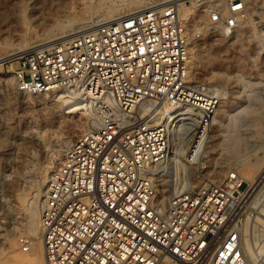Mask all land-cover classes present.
<instances>
[{
	"label": "built area",
	"instance_id": "built-area-1",
	"mask_svg": "<svg viewBox=\"0 0 264 264\" xmlns=\"http://www.w3.org/2000/svg\"><path fill=\"white\" fill-rule=\"evenodd\" d=\"M247 10V0H216L205 26L231 34ZM84 30L7 60L20 93L62 89L75 99L85 90L114 104L93 102L95 125L65 148L47 179L39 210L47 264H253L241 244L253 189L247 192L236 171L173 193L166 205L156 193L174 136L189 123L194 148L221 101L214 88L192 80L176 5H152ZM144 101L170 104L171 126L154 113L136 118ZM18 244L27 252L32 239L19 237Z\"/></svg>",
	"mask_w": 264,
	"mask_h": 264
},
{
	"label": "rangeland",
	"instance_id": "rangeland-1",
	"mask_svg": "<svg viewBox=\"0 0 264 264\" xmlns=\"http://www.w3.org/2000/svg\"><path fill=\"white\" fill-rule=\"evenodd\" d=\"M121 1L0 0V56L10 57L18 46L36 45L72 30L84 32L91 21L109 19L107 12H117L118 5L124 6ZM144 1L155 3L161 0ZM215 1L205 0L203 5H194L192 1L184 3L187 13L184 19L180 17L188 33L192 80L205 87L216 86L215 91L221 100L217 116L203 136L194 161H187L190 150L194 149L191 128L187 133L184 131V135L173 138L172 158L187 164L184 177L193 183L186 190H195L213 179L219 181L228 174L227 171H236L242 177L241 164L245 162L257 161L259 170L264 166V0H247V17L231 34L205 26L207 11ZM64 41L59 39L54 43ZM10 58L3 61L0 69L2 262L7 260L10 246L20 248L19 237H29L33 242L29 226L35 222L34 217L39 212L40 200L36 190L41 176L44 171L50 175L58 166L66 143L73 142L85 128H90L89 121L95 116L89 107L97 102L90 97L91 102L80 113H67L55 91L40 94L16 91L11 65L7 62ZM220 74L224 81L220 80ZM159 108L157 105L156 109ZM155 117L158 118V114ZM216 168H221L217 179L211 177ZM259 170L250 179L256 186H260L264 179V170L262 173ZM155 184L158 199L165 198V183L156 181ZM248 188L247 192H250L251 187ZM258 188L253 189L249 196L252 212H246L243 221L246 223L245 237L255 249L264 244V222L259 224L254 220L263 213L264 193L258 199L255 197L257 205L252 203ZM25 253H33V247ZM263 257L264 253H261L253 264H264Z\"/></svg>",
	"mask_w": 264,
	"mask_h": 264
},
{
	"label": "bare ground",
	"instance_id": "bare-ground-1",
	"mask_svg": "<svg viewBox=\"0 0 264 264\" xmlns=\"http://www.w3.org/2000/svg\"><path fill=\"white\" fill-rule=\"evenodd\" d=\"M189 1H192V3L194 5H203V3H205L204 2L205 0H161V1H156L155 3L146 2L144 0H128V1L127 0H123V1H121V4H124L125 7L124 6L123 7H119V5H118L117 6L118 8L115 9V11H117V12L112 13L111 11H108L107 14L109 16V19L99 20V21L98 20H93V21H91V23L88 22L89 25H87V26L88 27H91V26H93L96 23L108 22V21H111V20H113L115 18H119V17L125 15L128 12L139 11V10L148 8V7L152 6V5H156V4L165 5L166 3H173V4H175L179 16L182 19H184L185 18V14L187 13V8H185L183 6V4L184 3H188ZM88 27H86V28H88ZM67 31H68V29H67ZM79 31L81 32V30H75V31L72 30V31H69L65 35H62V36H59V37H56V38H53V39H50V40H47V41H43L41 43H38V44L32 45V46H29V45H27V46L21 45L22 47L21 46H18L16 48V50L11 55L12 56L18 55L23 50H26L28 48H38V47H41V46H48V45L53 44L56 40H59V39H61V40L62 39L63 40L70 39L74 35L80 33ZM84 31H86V30H84ZM65 32H66V30H65ZM12 56H10V57H12ZM10 57H7V56L6 57H1L0 56V69H1V65L3 64V61L5 59H7V58H10ZM219 78H220V80L221 79L223 81L225 80L224 77H223V75H221V74H220ZM215 87H213L214 90H215ZM51 91H55V96L58 97V99H60L63 102V104H64V107L63 108L65 109V111L67 113H80L83 109L87 108L88 103L91 102L90 101V97L91 98H94L96 101H100V100H103V99L105 100L106 99V100H108L109 104L112 107H114V104H113V102L111 101V99L109 97L106 98V97H104V96H102L100 94H97L95 96H89L90 94H87V91H85V90H83L82 93L77 98H75V99L69 98L70 96L66 93V91H64L62 89H52ZM98 99H100V100H98ZM220 103H221V101H220ZM220 106L221 105L219 104V107ZM156 107L157 106H154V104L152 103V101H144L135 110V116H136V118H141V117H148L152 113H154V115H157L158 114V117H162L161 118L162 119V122L170 127L171 126V123L174 121V118H172V119L169 120V117L171 116V113H172L173 108L170 106V104L163 105L162 109L160 108L158 110L156 109ZM217 111H218V109H217ZM217 111L214 114L213 120L217 116ZM188 113L189 112L187 111V113H186L187 115L186 116L187 117L190 116L189 119L191 120V115H189ZM92 118H93V120L89 121V124H88L90 127H92L96 123L95 122V117H92ZM189 125L190 124H187L186 125L185 130H184V131H186L185 133H187V129H190V126ZM176 127H177V123L174 124V127L172 128V130L175 131ZM86 130H88V128H85L84 132ZM183 134H184V132H183ZM202 138H203V136L198 139V141L196 142V146L194 147V149L190 150L191 154L188 155L187 161H191L192 162V161L195 160L196 154H197V152L200 149L199 146H200V144L202 142ZM71 143H69V142L66 143L65 148L68 145H70ZM186 165L187 164H185L184 161H180L179 159L177 160L176 158L175 159L172 158V161H169L166 164L165 168L163 169L164 170V173H161L160 172L156 176V180L155 181H159V182H161V184L162 183H165V185L167 186L166 196H165V198H163V202H164L165 205L167 204V200H169L170 196L173 193H179V192L185 191L186 189L189 188L188 186H192L193 185V183L189 179H187L186 177H184V172L183 171H184V168L187 167ZM241 165H242L241 166V171H242V177L243 178L242 177H240V178L244 182H246V184L249 185L252 189H256V187H259L258 188L259 191L255 194V196L253 198V202H252V203L256 204V202H254L255 199H256L255 197L257 196V199H258V197L263 196L262 194L264 193V179L262 180V183H261L260 186H258L259 184H257V186H256L255 185V182L254 183L251 182L250 179L259 170V168H260L259 165L260 164H257V161L254 160V161L245 162V163H243ZM152 169H154V168L152 167ZM260 170H259V172H260ZM263 170H264V166H263V169L261 170V173H262ZM220 171H221V168L214 169V172L211 174V177L217 179V177L219 176ZM229 172L230 171H227V173H229ZM261 173H260L259 176H261ZM186 174L188 175L189 173H186ZM47 177H49V173H45V171H44V174L41 176L42 179L40 178L41 179V182H40V184H39V186H38V188L36 190V193H37L36 196H37V198H39L40 203L42 201V198H43V195H44V190H45L46 185H47V182L45 181V178H47ZM215 182H217L215 179H213L212 181H210V183H215ZM19 198H21V197L19 196ZM262 201H263V199H262ZM262 204H263V202H262ZM256 205H255V207H256ZM38 210H40V206H39ZM258 210H260V209H258ZM261 211L263 213H259L260 216L257 217V219H254V220H257L258 223L259 222H264V221H262V220H264V219H262L263 216H264V210H263V208L261 209ZM259 214L257 213V215H259ZM261 216H262V218H261ZM34 218H35V222L29 226V234L33 237V242H32V245H31V247H33V253H25L20 248L19 249H16L15 247L13 248L12 246H10L11 248L8 251L9 252V255H8L7 260H5L4 262L0 261L1 264H47L46 259H45V256H44V246H43V241H42L41 228H40V224H39V212H38V214H36V217H34ZM245 228H246V223L243 222L242 227H241V244H242L243 252H244V255L248 258V260L251 263H253V262L255 263V260H256L255 258L258 257L259 255H261V253L262 254L264 253V244L263 245H258V247L256 246L257 249H255V247L253 246V244L251 242H249L246 239V237H245V234H244V232L246 231ZM262 260H264V259H262Z\"/></svg>",
	"mask_w": 264,
	"mask_h": 264
}]
</instances>
